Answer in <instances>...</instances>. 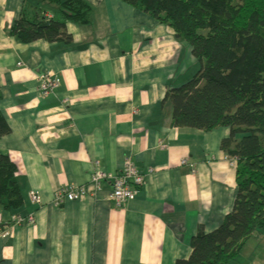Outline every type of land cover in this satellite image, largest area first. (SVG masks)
Here are the masks:
<instances>
[{"label": "crops", "instance_id": "crops-1", "mask_svg": "<svg viewBox=\"0 0 264 264\" xmlns=\"http://www.w3.org/2000/svg\"><path fill=\"white\" fill-rule=\"evenodd\" d=\"M44 1L0 0V111L10 129L0 157L15 164L24 203L13 215L0 208V264L188 260L192 238L220 228L237 197V164L221 150L229 130L175 126L164 99L196 75L191 48L118 0H84L92 22L68 23L64 41L11 36L23 14L58 12ZM45 74L57 80L48 96L38 90ZM130 162L143 184L116 205L110 177ZM96 173L107 177L98 187ZM66 187L84 194L56 205ZM233 264H264V233Z\"/></svg>", "mask_w": 264, "mask_h": 264}, {"label": "trees", "instance_id": "trees-1", "mask_svg": "<svg viewBox=\"0 0 264 264\" xmlns=\"http://www.w3.org/2000/svg\"><path fill=\"white\" fill-rule=\"evenodd\" d=\"M146 14L187 44L199 64L192 80L168 90L175 126L229 130L221 150L236 161L233 210L212 233L199 229L188 260L177 264H233L250 239L264 233V0H118ZM58 12L46 19L41 8L23 14L10 35L24 44L68 39L66 25L91 24L84 0H46ZM46 25V26H44ZM10 134L0 111V139ZM17 168L0 157V208L16 214L24 205Z\"/></svg>", "mask_w": 264, "mask_h": 264}, {"label": "built area", "instance_id": "built-area-1", "mask_svg": "<svg viewBox=\"0 0 264 264\" xmlns=\"http://www.w3.org/2000/svg\"><path fill=\"white\" fill-rule=\"evenodd\" d=\"M46 19H51L48 15L44 16ZM57 87L56 77L51 74H45L40 77L38 90L42 96H48ZM235 160L232 161V165L235 164ZM184 164V162H183ZM128 164H126L127 166ZM130 162L127 166L125 173L121 176L110 177L112 182L111 193L109 199L116 205H120L125 202L132 201L136 196V188L143 184V180L138 176L137 171L132 167ZM235 166V165H234ZM106 176L102 173H96L91 177V182L98 187L103 180H106ZM133 185L134 187H131ZM84 192L80 188L66 187L61 189L56 197V205H60L63 202H72L78 199ZM31 206L38 207L41 202L37 195L31 193L29 196ZM19 223H32V215L27 220L16 219ZM2 225V219L0 217V226Z\"/></svg>", "mask_w": 264, "mask_h": 264}, {"label": "rangeland", "instance_id": "rangeland-1", "mask_svg": "<svg viewBox=\"0 0 264 264\" xmlns=\"http://www.w3.org/2000/svg\"><path fill=\"white\" fill-rule=\"evenodd\" d=\"M198 72V71H197ZM190 82V81H189Z\"/></svg>", "mask_w": 264, "mask_h": 264}, {"label": "water", "instance_id": "water-1", "mask_svg": "<svg viewBox=\"0 0 264 264\" xmlns=\"http://www.w3.org/2000/svg\"><path fill=\"white\" fill-rule=\"evenodd\" d=\"M44 26H46V25H44Z\"/></svg>", "mask_w": 264, "mask_h": 264}]
</instances>
